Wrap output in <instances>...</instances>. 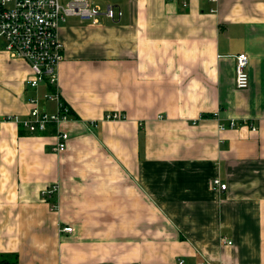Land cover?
<instances>
[{
	"label": "crops",
	"instance_id": "obj_1",
	"mask_svg": "<svg viewBox=\"0 0 264 264\" xmlns=\"http://www.w3.org/2000/svg\"><path fill=\"white\" fill-rule=\"evenodd\" d=\"M95 2L121 15L60 25L57 127L5 120L56 103L0 42V262L264 264V0Z\"/></svg>",
	"mask_w": 264,
	"mask_h": 264
},
{
	"label": "built area",
	"instance_id": "obj_2",
	"mask_svg": "<svg viewBox=\"0 0 264 264\" xmlns=\"http://www.w3.org/2000/svg\"><path fill=\"white\" fill-rule=\"evenodd\" d=\"M103 13L110 19L120 16L121 12L107 5L101 9L95 0H0V42L11 58L21 59L29 66L30 73L27 84L37 87L47 82L53 88L45 93L44 98L55 102L56 110L52 113L40 107L35 97L29 99V110L24 117L8 116L5 120H13L19 127L29 133L45 132L50 126L57 127L59 123L69 120L70 109L62 101L57 87V66L63 60V43L59 39L58 30L69 17L96 21ZM248 56L238 53L235 56L234 82L238 89L249 85ZM106 119H119L122 115L111 112ZM90 127H96L97 121H88ZM234 126V122H230ZM254 130L255 128L252 127ZM55 141L51 145L54 152L65 149L67 135L55 129ZM212 185L220 190L226 189V183L219 178L212 180ZM56 190L53 185L46 191L47 196ZM71 226L62 227V231L71 232ZM221 243L230 245L231 240L221 238ZM179 260V264H183ZM200 264H216L204 261Z\"/></svg>",
	"mask_w": 264,
	"mask_h": 264
},
{
	"label": "trees",
	"instance_id": "obj_3",
	"mask_svg": "<svg viewBox=\"0 0 264 264\" xmlns=\"http://www.w3.org/2000/svg\"><path fill=\"white\" fill-rule=\"evenodd\" d=\"M53 90V88H51ZM0 264H8L6 261H1Z\"/></svg>",
	"mask_w": 264,
	"mask_h": 264
},
{
	"label": "bare ground",
	"instance_id": "obj_4",
	"mask_svg": "<svg viewBox=\"0 0 264 264\" xmlns=\"http://www.w3.org/2000/svg\"><path fill=\"white\" fill-rule=\"evenodd\" d=\"M48 111V110H47ZM33 133V132H32Z\"/></svg>",
	"mask_w": 264,
	"mask_h": 264
}]
</instances>
